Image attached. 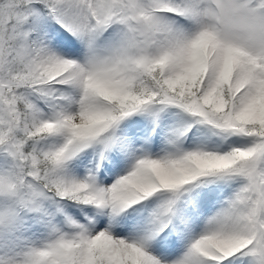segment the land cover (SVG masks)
Instances as JSON below:
<instances>
[{
  "label": "snow or ice",
  "instance_id": "6c2138e0",
  "mask_svg": "<svg viewBox=\"0 0 264 264\" xmlns=\"http://www.w3.org/2000/svg\"><path fill=\"white\" fill-rule=\"evenodd\" d=\"M0 264H264V0H0Z\"/></svg>",
  "mask_w": 264,
  "mask_h": 264
}]
</instances>
